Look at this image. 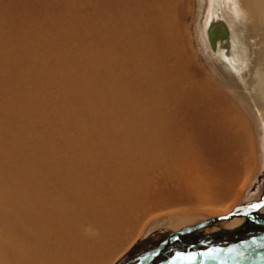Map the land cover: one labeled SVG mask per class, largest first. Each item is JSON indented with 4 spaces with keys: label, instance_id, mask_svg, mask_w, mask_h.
I'll list each match as a JSON object with an SVG mask.
<instances>
[{
    "label": "bare ground",
    "instance_id": "6f19581e",
    "mask_svg": "<svg viewBox=\"0 0 264 264\" xmlns=\"http://www.w3.org/2000/svg\"><path fill=\"white\" fill-rule=\"evenodd\" d=\"M93 1L83 29L64 17L54 32L66 38L61 69L27 72L23 55H11L25 43L7 38L13 31L0 23V79L10 88L19 75L45 78L28 99L43 105L35 129L26 123L29 104L14 100L25 92L0 97V135L8 132L0 140V264H106L164 213L180 227L196 212L228 211L231 202L216 205L236 202L256 172L251 124L264 135V0H198L196 35L187 21L194 0ZM52 3L0 0V17L64 15L65 5ZM39 35L32 30L28 44L38 46ZM194 36L216 77L194 62ZM56 90L62 103L48 98ZM54 111L57 139L35 142L54 126ZM190 195L193 206L179 207L176 199ZM223 221L235 229L244 217Z\"/></svg>",
    "mask_w": 264,
    "mask_h": 264
},
{
    "label": "rangeland",
    "instance_id": "374dc122",
    "mask_svg": "<svg viewBox=\"0 0 264 264\" xmlns=\"http://www.w3.org/2000/svg\"><path fill=\"white\" fill-rule=\"evenodd\" d=\"M35 2V0H33ZM64 6L65 12L64 15L60 17H54L51 19V17H42L41 14H35V15H28L26 17H7L2 12L3 17H0V23L10 27L11 32L7 35V38L14 39L18 41L21 44V41L19 38L25 43L26 48H18L13 49L11 52V55L13 57H18L20 55H23V58L21 62L23 61L24 66L23 68L27 72H31L32 74H37L38 69L46 68L47 70L52 69H61L62 62L60 60V52L63 49L66 48V38L64 36H58L56 33V28L60 25V22L64 17H69L72 20V24L75 27H81L82 29L85 27V22L83 21L82 17L84 15H91L93 13L94 7L92 6L94 4L93 0H55V3H52V6ZM192 6V13L190 17H188L187 21L189 24H191V32L195 34V31L197 29V25L199 24L202 18V13L199 12L200 7L198 4V0H194L191 3ZM199 13V14H198ZM201 14V15H200ZM22 28V29H21ZM39 28L40 35H39V45L38 46H32L28 43L35 42L34 38L27 37L32 33V30ZM19 29L21 31L19 32ZM26 30H30L31 32H27ZM65 30H68L65 29ZM19 32V33H18ZM25 33V34H24ZM25 35L27 38H25ZM196 35V34H195ZM193 47L196 51V58L194 59V62L198 61L201 64L202 72L205 73V75H209L210 77H216L215 70L213 66L210 64V60L205 57V54L203 55L202 52L199 50L197 51V48L199 46L198 40H196V37H193ZM18 39V40H17ZM72 48L74 51H76V56L80 57L82 56L83 47L82 45H77L76 43L72 44ZM198 52V53H197ZM54 54V55H53ZM6 59L10 58V55H5ZM35 60V64L38 67H33L31 65V61ZM70 65L69 63H67ZM71 66V65H70ZM12 73H15V69H11ZM18 70V69H17ZM19 71V70H18ZM21 77V78H20ZM34 77V76H33ZM16 79L14 81H11L10 88L7 87V83H4V80L0 79V97L3 100H9L13 99V93L14 90L19 92H25L26 95L17 100V102H22V104L28 103L29 104V121L27 120L26 123L29 127L37 125L36 121L34 119L39 118V114L43 112L42 106H33L30 107L31 104L35 103L33 100L28 101L32 96L36 95V91H40L38 87L40 86L45 80L43 76H36V78L39 80L37 83L33 82V79L28 76H16ZM219 79V77H217ZM13 82V83H12ZM47 89H50V86H46ZM41 92V91H40ZM47 92V91H45ZM44 92V93H45ZM48 98L51 100H57L59 102H63L65 99L64 93L59 90H56L55 92L51 91V94L49 93ZM3 100H0V103H4ZM38 104V101L36 102ZM261 105V104H260ZM256 108V111L262 110L263 105ZM261 108V109H260ZM49 110V109H48ZM54 114L51 115V120L54 126L47 129L49 134L39 137V140L34 139L35 142L41 143V144H48L51 141H54L58 137V132L55 129V123L57 122V111L53 112ZM255 115V114H254ZM6 117V116H5ZM32 117V118H31ZM255 117V116H253ZM4 118V116L2 117ZM18 119V118H17ZM4 120V119H2ZM33 123V124H32ZM18 125L21 126L22 120H18ZM32 124V125H31ZM40 126V125H38ZM252 131L255 135L256 144H257V164H256V172L249 183V185L246 187V189L243 191L239 199L232 204V199L226 200L224 202L218 203L217 208H223L227 205H230L231 202V208L228 211H223L218 214H210L206 211H200L196 212L195 214L189 216L185 220H183L182 225L180 227H174L170 225L171 222V216L169 213H164L160 217H157L156 219L152 220L147 227L143 231V235H141L140 238H137L131 245V248L128 251H121L118 255H112L106 262V264H143L144 261L149 257V255L159 247V245L165 241L172 233L188 229L189 227H192L196 225L197 223L206 220L211 217H219L223 215H227L233 212H239V211H247L248 205L251 203H260L261 201H264V148H260V140L262 135L261 128L259 129V125L252 121ZM71 127V126H70ZM36 126L34 127V129ZM72 128V127H71ZM17 132V131H14ZM13 132V133H14ZM264 134V133H263ZM8 135V132L0 135V140H2L5 136ZM14 149V148H12ZM22 162H18L16 166H20L19 164ZM4 188H6L5 185L2 184ZM234 197V196H233ZM176 200L180 201L182 204L179 207H188L193 206L195 203V197L193 195L190 196H184L182 198H177ZM173 209V208H172ZM181 208H174L173 210H179L178 216H183V213ZM253 214L257 217H263L264 218V208L259 209H252ZM239 216V215H238ZM241 216V215H240ZM237 217V216H236ZM244 217V224L238 228H229L224 225V221H218L215 223H211L207 227L196 231L192 234L186 235L184 237H181L180 239L176 241H172L169 244H167L165 247L162 248L160 255L156 257L154 260V264L162 261L167 256L174 255L177 252H198L203 253L208 251L210 248H218L222 249V251L218 254L219 256L224 255H238L245 253L251 249H264V224L253 222L247 217ZM255 240V243L253 242ZM235 248V252H229L228 249Z\"/></svg>",
    "mask_w": 264,
    "mask_h": 264
},
{
    "label": "water",
    "instance_id": "95a60500",
    "mask_svg": "<svg viewBox=\"0 0 264 264\" xmlns=\"http://www.w3.org/2000/svg\"><path fill=\"white\" fill-rule=\"evenodd\" d=\"M222 41L223 43L228 46L229 41V33L227 27L222 28ZM216 34L213 33V31L210 33L211 40L215 39ZM245 216L249 218L253 222L264 224V218L263 217H257L255 215H252L251 213L247 211H239V212H233L227 215H223L220 217H212L206 220H203L196 225L189 227L188 229L179 230L174 233H172L165 241H163L158 248H156L146 259V264H151L153 260L156 259L158 255H160L161 250L163 247H165L167 244H169L172 241H176L180 239L181 237H184L186 235L192 234L196 231H199L205 227H207L209 224L213 222L223 221L226 219H231L236 216ZM193 252V251H190ZM187 253V252H184ZM174 255L167 256L165 259H163L160 262H157L155 264H170L172 258ZM264 264V249H251L245 253L238 254V255H224L219 256L217 258H209L204 257L203 255L199 256L197 258L196 264Z\"/></svg>",
    "mask_w": 264,
    "mask_h": 264
},
{
    "label": "snow or ice",
    "instance_id": "6c2138e0",
    "mask_svg": "<svg viewBox=\"0 0 264 264\" xmlns=\"http://www.w3.org/2000/svg\"><path fill=\"white\" fill-rule=\"evenodd\" d=\"M259 208H264V201H261L260 203H251L248 205V211L250 212L252 209H259ZM255 243V240L253 241ZM222 251V249L218 248H210L208 251L203 252V253H198V252H177L175 256H173L170 264H196L197 258L201 255L204 257H209V258H217L218 254ZM228 251L235 252V248H230ZM223 264V262H222Z\"/></svg>",
    "mask_w": 264,
    "mask_h": 264
},
{
    "label": "flooded vegetation",
    "instance_id": "af4514ba",
    "mask_svg": "<svg viewBox=\"0 0 264 264\" xmlns=\"http://www.w3.org/2000/svg\"><path fill=\"white\" fill-rule=\"evenodd\" d=\"M248 208V207H247ZM243 211V210H242ZM247 212H249L248 210H247ZM249 213H251V214H253V211L251 210ZM249 219V218H248ZM155 261L153 260L152 262H151V264H153ZM143 264H146L145 262L143 263Z\"/></svg>",
    "mask_w": 264,
    "mask_h": 264
}]
</instances>
